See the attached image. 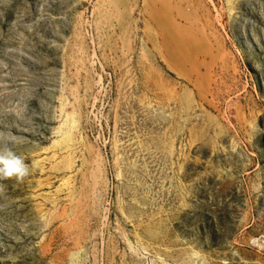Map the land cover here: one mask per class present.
Instances as JSON below:
<instances>
[{"label": "rangeland", "instance_id": "obj_1", "mask_svg": "<svg viewBox=\"0 0 264 264\" xmlns=\"http://www.w3.org/2000/svg\"><path fill=\"white\" fill-rule=\"evenodd\" d=\"M0 264H264V0H0Z\"/></svg>", "mask_w": 264, "mask_h": 264}, {"label": "clouds", "instance_id": "obj_2", "mask_svg": "<svg viewBox=\"0 0 264 264\" xmlns=\"http://www.w3.org/2000/svg\"><path fill=\"white\" fill-rule=\"evenodd\" d=\"M17 155L10 148L0 150V180L15 179L17 182H23L30 175V167H34Z\"/></svg>", "mask_w": 264, "mask_h": 264}]
</instances>
